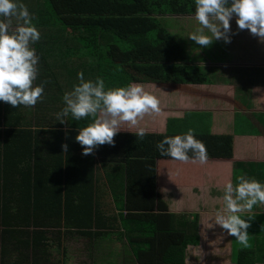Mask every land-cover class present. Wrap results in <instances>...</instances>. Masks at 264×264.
Masks as SVG:
<instances>
[{
  "label": "trees",
  "instance_id": "1",
  "mask_svg": "<svg viewBox=\"0 0 264 264\" xmlns=\"http://www.w3.org/2000/svg\"><path fill=\"white\" fill-rule=\"evenodd\" d=\"M19 2L34 14L33 23L40 32V39L32 44L40 64L33 85L43 82L44 92L34 106L13 108L0 101V164L16 165V178L22 181L15 179L12 187L3 172L0 231L17 234L12 236L17 245L31 246L35 254L38 246L43 251L54 243L60 246L62 230L75 229L83 235L102 237L116 222L117 228L126 230L137 257L134 264H198L188 259L194 256L189 252L190 245L199 246L201 242L199 215L169 211L162 200L157 191V159L167 156L159 153L156 143L164 136L182 134L191 128L205 145L207 157L232 160L233 135L210 130L213 118L221 116L219 112L186 110L182 118H169L165 131L144 129L140 138L135 135L137 127L155 119L156 113L150 111L138 118L136 125L121 122L127 129L120 127L122 130L113 137L114 144L101 145L89 155H82L81 145L72 140L78 125L84 126L87 118L75 121L69 116L63 124L56 118L64 106L62 96L79 82V72H83L85 80L103 78L106 88L145 81L212 84L208 73L161 20L194 15V0ZM212 101L214 105L218 100ZM205 115L209 116L207 120ZM32 119L37 123L35 127L30 125ZM41 134L48 135L46 141L37 140ZM19 138L26 139V143L15 148ZM64 143L68 145L67 152L61 148ZM39 145L45 151L41 158L37 157ZM47 167L51 170L43 178L39 169ZM103 167L109 169L105 176L116 202H121L120 211L113 216L104 214L106 207L100 197L98 172ZM118 167L125 171L117 172ZM123 195L130 200H124ZM20 254L28 256L23 250ZM47 261L46 257H35L33 264ZM243 261L254 262L239 258V262Z\"/></svg>",
  "mask_w": 264,
  "mask_h": 264
},
{
  "label": "crops",
  "instance_id": "2",
  "mask_svg": "<svg viewBox=\"0 0 264 264\" xmlns=\"http://www.w3.org/2000/svg\"><path fill=\"white\" fill-rule=\"evenodd\" d=\"M232 20L230 22L231 31L235 33L231 38L233 44L238 40L237 38L245 41L255 37L247 29H244L246 32L240 31L236 25L235 18ZM16 26L17 24L11 28H15ZM177 40L186 49L184 42H181L179 37ZM261 46L262 50L255 56H243V54L236 53L237 57L235 60L223 58L214 61L217 67L213 63H210L211 66L216 68L215 74L208 73L213 82L212 84L162 83L152 81L139 83L146 91L156 96L159 101L158 106L160 110L152 112L156 113L155 119L152 117L150 122H146V126H138L137 129L143 128L149 132L165 131L166 121L171 117L182 118L186 110H214L219 112L221 116L218 117L217 114V117L213 118L210 130L217 134L231 133L234 137L232 160L207 157L204 163H200L199 161L194 163L191 160L179 161L169 157L157 159V191L160 192L162 200L167 204L169 211L189 213L193 216L194 214L199 215L198 228L201 242L199 246L190 245L189 252L193 253L194 256L192 260L188 259V262L192 261L198 264H264V204L258 203L253 206L250 212L245 210L242 213V217H245V219L250 218V226L247 229L248 247L241 245L234 236L228 235L226 230L214 224L215 212L223 208L222 197L226 182L231 180L235 185L237 182L236 178L240 175H245L247 177H254L264 183V43ZM195 60L197 64L200 63V66L201 64L213 62L211 60ZM39 65H37V68ZM218 79L222 80L219 82ZM212 98L213 100H218L214 101V105ZM205 118L207 120L209 116L205 115ZM30 122V125L34 127L37 124L34 119ZM125 128L127 129L126 126ZM47 137V134H41L37 136V140L40 142L46 141ZM18 140L19 144L15 148H22L26 143V139L19 138ZM72 140L76 142L75 137ZM42 147L44 146H38V158L45 156V151L42 150ZM27 152L29 153V151ZM15 168L16 165L10 167L9 165L4 166L0 164L1 187L5 180L3 172H6L7 179L12 187L15 179L19 182L21 181L20 178H16ZM101 169L98 172V178L101 183L100 197L106 207L104 214L106 216H113L120 211L118 209L119 203L116 202L117 199L113 195V190L109 186V182L105 176L109 172V169H105L104 167ZM50 170L48 167L45 169L41 168L39 169V173L41 172L43 178H45V175ZM123 170L125 171V168ZM114 171L115 169L111 170L110 174ZM120 171L121 169L118 167L117 172ZM125 177L123 176L122 179ZM184 179L187 182L184 183ZM43 182L46 183V179H43ZM26 184L28 185L29 183L27 182ZM31 184L35 186V179H32ZM38 186L42 187L43 184L40 183ZM75 198H78V196L76 195ZM124 200L130 199H126L124 196ZM109 205H112V207L109 208ZM114 228H117L116 222ZM115 231L120 237L123 236L122 243L124 245L121 248L118 247L119 243L113 244L111 242V245H113L108 247L110 252L107 253H112L114 259V257L117 258L115 255L123 251L125 254L123 264H134L137 261V257L134 255L132 245L127 240L124 228H117L116 230L113 228L108 229L106 235L102 237L83 235L75 229L70 231L62 230L59 233L61 239L60 246L56 247L58 244L54 243V246L45 250L46 252L38 246L35 254L32 253L33 247H21L17 245V241L12 237L17 234L0 231V264H33L35 257L40 258V256L46 257L49 260L43 264H51L52 254L56 253L53 250L56 249L60 251V254L57 253V255L61 256L57 258L58 264H72V261L78 260L79 254L76 255V252L81 250L80 243L82 241L91 248L99 246L100 239L105 244H109L110 240L106 239L111 237ZM42 236L44 237L45 234ZM48 237H50V232H48ZM46 243L50 244L52 242L51 240H47ZM72 245L73 249H71ZM77 245L78 248L76 247ZM22 250L24 255L27 253L28 256H21L20 252ZM239 258L248 261L253 259L254 262H239ZM102 261L99 264H109L110 262L106 258ZM110 263L113 264L114 260Z\"/></svg>",
  "mask_w": 264,
  "mask_h": 264
},
{
  "label": "clouds",
  "instance_id": "3",
  "mask_svg": "<svg viewBox=\"0 0 264 264\" xmlns=\"http://www.w3.org/2000/svg\"><path fill=\"white\" fill-rule=\"evenodd\" d=\"M194 16L201 25L188 37L197 45L208 46L214 40L230 43L232 35L230 21L235 18L238 29L249 30L250 34L264 42V0H194ZM0 101L15 108L18 105L34 106L42 99L43 82L33 85L37 79L39 56L32 44L40 39V32L25 4L19 0H0ZM15 17L17 26L10 31ZM207 30V31H205ZM78 83L62 96L63 107L56 113L57 121L65 123L66 117L81 121L75 141L81 145L82 155H89L104 144H114L113 137L121 131V122L136 125L138 118L148 112H158L156 96L139 83L106 88L104 79L85 80L83 72L77 74ZM144 129L135 133L142 138ZM67 152L68 145H61ZM162 156L204 163L207 159L205 145L196 138L193 129L174 136H164L156 143ZM191 152V156L189 153ZM235 185L231 180L223 189V208L214 215V224L244 247H248L250 218L242 213L251 211L254 205L264 204V183L254 177L240 175Z\"/></svg>",
  "mask_w": 264,
  "mask_h": 264
},
{
  "label": "rangeland",
  "instance_id": "4",
  "mask_svg": "<svg viewBox=\"0 0 264 264\" xmlns=\"http://www.w3.org/2000/svg\"><path fill=\"white\" fill-rule=\"evenodd\" d=\"M10 19L12 20V23L10 25V29L15 30L16 27L15 28H11V27L13 25L17 24L16 18L10 17ZM161 20L164 22V24H166V26L171 30V32H173L174 35L177 36V38L178 37L180 38L181 42L182 41L184 42V45H185L187 51L188 52L191 51L190 52L191 55L192 56L194 55L193 56L194 59L213 61V62H209V64H201V67L207 73L211 72V73L215 74V70H216L215 67H217V66H216V63H214V61H216V60L218 61L219 59H223V58H225L226 60H235V58L237 57L236 53L237 54L238 53L243 54V56L244 55L255 56L258 53H260L259 51L262 50L261 44L264 43V42L260 41L257 37H253V38H250V40H245V41H242L239 38H237L238 40H236L234 44H233V42L225 43L223 40H214L208 46H200V45H197L194 41H192L188 37V35L190 33L195 32L198 28L201 27L199 22L195 19L194 15L193 16L192 15L167 16V17H162ZM231 21H233V20H231ZM205 31H207V30H205ZM240 31L246 32L244 30H240ZM248 32H249V30H248ZM154 33H155V31H154ZM246 41H247V44H246ZM31 47H33V45H31ZM195 62H196V60H195ZM210 63H213V65L215 67L211 66ZM198 64L200 65V63H198ZM218 80L220 82L222 79H218ZM122 123H124V122H122ZM121 126L125 127V125H120V127ZM122 167H123V165H120V168H122ZM112 192H113V194L115 193L114 191H112ZM116 192H117V190H116ZM118 203H121V202L118 201ZM110 207H112V205H109V208ZM113 229L116 230L117 228H113ZM122 237H120V235L115 231L113 233V235H111V237H108L106 239V240H110L109 244H105V242H102L100 239L99 246L93 247V248H91L89 245H87L86 243H84L81 240L83 242V243L82 242L80 243L81 245L79 244L81 247V250L76 252V255L79 254L78 260L72 261L71 263L72 264H99L103 259L105 260V258L107 259V261L111 262L113 260V256H112V253H107V252H110L108 250V247L112 246L114 243H117V244L119 243L120 245L118 247L122 248V245H124V243H122V240H123ZM111 242L113 243L112 245H111ZM76 247L78 248V245ZM71 249H73V245L71 246ZM116 249H118V248H116ZM53 252H56V253L52 254L51 264H58L57 258L61 257V256L60 255L58 256L57 253L60 254V251L56 249V250H53ZM115 256L117 258L114 257V263L113 264H123V258L125 257V254L123 253V251H121L120 253H118ZM110 262H109V264H112Z\"/></svg>",
  "mask_w": 264,
  "mask_h": 264
}]
</instances>
